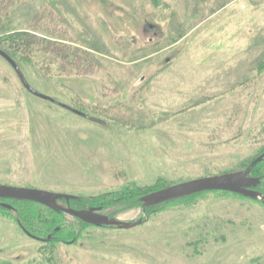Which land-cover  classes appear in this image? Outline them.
<instances>
[{
  "label": "rangeland",
  "instance_id": "obj_1",
  "mask_svg": "<svg viewBox=\"0 0 264 264\" xmlns=\"http://www.w3.org/2000/svg\"><path fill=\"white\" fill-rule=\"evenodd\" d=\"M3 22L64 43L16 56L55 104L29 95L0 58V186L70 195L84 210L239 172L264 152V0H0ZM257 169L264 176V161ZM101 209L142 224L83 228L64 214L76 244L43 245L18 212L0 211V263L264 264L260 200L212 193Z\"/></svg>",
  "mask_w": 264,
  "mask_h": 264
},
{
  "label": "water",
  "instance_id": "obj_2",
  "mask_svg": "<svg viewBox=\"0 0 264 264\" xmlns=\"http://www.w3.org/2000/svg\"><path fill=\"white\" fill-rule=\"evenodd\" d=\"M0 57L13 69L22 87L31 96L42 101L55 104V100L49 96L43 95L36 91L27 81L20 67L12 60L6 53L0 50ZM60 106L68 108L74 113L85 117V114L78 110H74L68 106L60 104ZM264 159V154L252 161L244 170L234 173H228L220 176L206 177L188 181L185 183L170 186L168 188L147 194L140 198V202L144 209L157 207L171 201H176L188 198L194 195H199L207 192H227L240 195L245 198L257 201L260 200L264 204V196L256 189L260 184V180L250 176L252 170L256 165L261 163ZM73 197L58 193H51L47 191L31 189V188H17L0 186L1 200L26 201L36 203L56 212L64 213L72 218L78 219L85 224L102 228H118L120 230H131L142 224L139 221L135 224L123 223L115 218L108 217L101 214V208H90L87 210H75L72 208H65L58 205L61 200L67 202ZM3 207L11 210L12 206L2 204ZM30 237L41 240L28 234Z\"/></svg>",
  "mask_w": 264,
  "mask_h": 264
},
{
  "label": "trees",
  "instance_id": "obj_3",
  "mask_svg": "<svg viewBox=\"0 0 264 264\" xmlns=\"http://www.w3.org/2000/svg\"><path fill=\"white\" fill-rule=\"evenodd\" d=\"M9 25H10V22H7L6 24L4 23V25L2 24L0 26V50L3 51L4 53H6L12 60H14L16 62V64L20 67L21 71H22V68L19 64L20 62L16 56H26V55L30 56L31 54H33L35 52V50H34L35 48L43 47L44 43L49 42V45L52 48H54L57 44H58V46H60L59 44L64 43L62 39H56L53 41H46V39L43 41L40 39L38 40V37L36 36V32H40L42 34H47L48 32L45 31L44 29L36 28L34 31H31V30H21L20 31V30H13V29L9 30V28H8ZM51 36H55V35H51ZM51 42H55V43H51ZM70 43L73 44V42H70ZM54 49H55L54 52L57 53V50L59 48L55 47ZM42 52L45 54L47 53L46 49H43ZM55 102H56V100H55ZM263 161H264V159H263ZM261 163H259L257 166H259ZM256 167L251 172L252 177L260 176V175H258L259 170L258 169L256 170ZM156 191L157 190H155V189L148 191V193L146 191L145 192L146 194L145 193L142 194V192L122 193L113 202H107L106 203L105 201L103 202L101 199L100 200L92 199L91 201L90 200L85 201L84 203H81L80 205L83 208H85L86 204L89 207L105 208V205L109 206V204L113 205V204H119V203L129 201V202H132V204L135 206V205L142 204L140 202V198H142L143 196L150 194L152 192H156ZM212 193H227V192H212ZM212 193L211 192L202 193L199 195H194V196H191L188 198H184L182 200H191L193 198H197L198 196H201L204 194H212ZM262 193L264 194V192H262ZM227 194H229V193H227ZM234 195H236V194H234ZM236 196H239V197L244 198V199H248V198L242 197L240 195H236ZM249 200H251V199H249ZM177 201L178 200H176V202ZM252 201H254V200H252ZM172 202H174V201H172ZM172 202H169V203H172ZM169 203H165V204H169ZM11 204H13V206L15 208L14 211L18 212V215L20 218L19 219L20 221H16L18 227L20 228L22 233H27V234H30L34 237L41 239V240H37L36 242L43 244V245H48V244L53 245V244H64L65 243L66 245L73 246L74 244H76L77 239L75 238L76 236H74L73 232H71V231L69 232V231L65 230L63 228V226L60 224L62 221H64V214L63 213L55 212L56 217H50L49 215H47V214L45 215L44 213H41L38 210H36L35 212H33L32 210H29V208H27L28 207L27 205H34L31 202L13 201V203H11ZM165 204H163V205H165ZM37 206H39V205H37ZM160 206H162V205H160ZM42 207H44V206H42ZM73 208H75V207H73ZM75 209H77V208H75ZM0 211L13 212V211H8L7 209H2V208H0ZM50 212H53V211L50 210ZM33 213L36 214L37 221H40L39 223H37L40 225V227L35 226L36 223L32 218ZM78 222L83 226V228H91V227L94 228V226L85 224L84 222H82L80 220H78ZM36 234H38V235H36ZM41 235H43L44 237H42ZM0 264H2V263H0Z\"/></svg>",
  "mask_w": 264,
  "mask_h": 264
},
{
  "label": "flooded vegetation",
  "instance_id": "obj_4",
  "mask_svg": "<svg viewBox=\"0 0 264 264\" xmlns=\"http://www.w3.org/2000/svg\"><path fill=\"white\" fill-rule=\"evenodd\" d=\"M263 154H264V152H263L261 155H263ZM261 155H260V156H261ZM253 178H257V179L260 180V184H259V186L257 187L256 190H257L258 192H260V193L264 196V194H263L262 191H261V189H264V177H263V176H256V177H253ZM11 203H13V201H11V200H0V208H2V209H7V208L3 207L2 204H8V205L12 206L13 209L15 210L13 204H11ZM60 204H65V205L67 206V208L70 207V204H68L66 201H62V202H60ZM70 208H72V207H70ZM92 208H95V207H92ZM73 209H75V208H73ZM7 210H8V209H7ZM14 210H8V211H13V212H14ZM75 210H81V209H75ZM82 210H83V209H82ZM84 210H85V209H84ZM24 234H25L29 239H32V240H34V241H37L36 239L30 237L27 233H24Z\"/></svg>",
  "mask_w": 264,
  "mask_h": 264
}]
</instances>
